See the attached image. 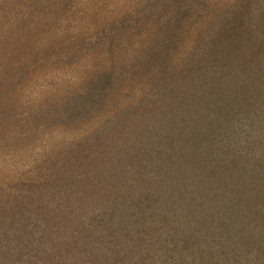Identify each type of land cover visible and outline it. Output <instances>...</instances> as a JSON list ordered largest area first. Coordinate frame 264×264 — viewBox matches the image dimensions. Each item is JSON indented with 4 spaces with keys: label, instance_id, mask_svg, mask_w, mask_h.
Here are the masks:
<instances>
[{
    "label": "trees",
    "instance_id": "trees-1",
    "mask_svg": "<svg viewBox=\"0 0 264 264\" xmlns=\"http://www.w3.org/2000/svg\"><path fill=\"white\" fill-rule=\"evenodd\" d=\"M82 1L0 14L43 25ZM173 1L105 22L119 53L54 117V181L0 212V264H264V0L194 19Z\"/></svg>",
    "mask_w": 264,
    "mask_h": 264
},
{
    "label": "rangeland",
    "instance_id": "rangeland-1",
    "mask_svg": "<svg viewBox=\"0 0 264 264\" xmlns=\"http://www.w3.org/2000/svg\"><path fill=\"white\" fill-rule=\"evenodd\" d=\"M140 1L83 0L80 6L72 5L65 20L43 25L36 21L38 16L30 17L31 10L24 11L19 19L0 14L4 20L9 19L0 26V212L22 204L34 207L28 192L34 194L35 200L40 199L41 186L45 188L54 181L47 177L58 165L50 156L59 147L53 146L51 151L50 145L44 146L54 117L62 114L64 100L74 99L85 91V83L108 66L111 54L119 53L115 41L110 46L101 44L105 22L120 20L127 7ZM170 1L166 0V4ZM180 1L191 19L203 12L204 6L213 9L210 0ZM245 1L215 0L214 10H219L223 18L231 8ZM253 2H248L251 8L255 7ZM166 4L165 0H159L157 5ZM62 6L71 8L70 0H64ZM137 82L131 85L136 86ZM141 88L146 91L145 84ZM46 111H51L49 116H45ZM24 134L25 138H19ZM12 138L17 142L15 145L10 144Z\"/></svg>",
    "mask_w": 264,
    "mask_h": 264
}]
</instances>
